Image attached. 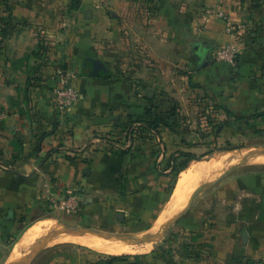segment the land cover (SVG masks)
<instances>
[{
    "label": "crops",
    "instance_id": "obj_1",
    "mask_svg": "<svg viewBox=\"0 0 264 264\" xmlns=\"http://www.w3.org/2000/svg\"><path fill=\"white\" fill-rule=\"evenodd\" d=\"M208 6L243 25L234 66L213 58L232 38ZM1 29L0 264H36L47 252L51 264L264 261V161L247 168L264 145L230 143L218 171L225 158L213 149L234 119L264 111V0H0ZM58 67L71 68L81 94L67 111L51 103ZM208 104L211 125L183 130L181 117ZM149 111L168 124L157 156L147 139L128 154L107 144ZM184 140L210 152L172 182L159 167L187 151ZM68 195L81 201L74 212L50 200Z\"/></svg>",
    "mask_w": 264,
    "mask_h": 264
},
{
    "label": "rangeland",
    "instance_id": "obj_2",
    "mask_svg": "<svg viewBox=\"0 0 264 264\" xmlns=\"http://www.w3.org/2000/svg\"><path fill=\"white\" fill-rule=\"evenodd\" d=\"M58 68L59 69H71L68 67L67 68L66 67H58ZM53 80H55V77ZM208 105H203V106L200 105L197 108V111H195V112L192 111V112H188L187 114H184L185 119H183L181 117V121H179L180 126L183 128V130H185L187 128L189 129L190 128L189 126H193L192 130H196L198 127H202L201 124H203V127H207V124L211 125V122L205 116V115H207V113L205 111H203L207 107L213 106L211 104H208ZM203 113L205 114L204 117H203ZM235 120H241V121L238 122L236 125H234V127H233L234 128V134L232 136H229V138L224 137V136H218V138H217L216 148L222 147V149H216V151L218 152L217 154L223 155V158H225V159H223V163L215 171H218L221 168L226 169L229 167V152L225 153L226 149L223 147L229 146L230 143H232L235 146L236 145L237 146H240V145H245V146H261V145H264V124L261 123V121H255L253 119H250L249 117H242L240 119L239 118L234 119L233 121H235ZM200 121L203 123H201ZM221 124H222V121L220 120V118L218 116L217 117V123L213 126L219 130L218 131L219 133L221 132L220 131L221 130ZM154 131L155 132H153L151 135L150 134L145 135L146 133H136V136H135V140H137V142H139L141 139H144V140L147 139V140H150V143H153V146L151 145V148L148 149L150 151L149 154H151L152 152L154 153L158 150L160 151V148H158L159 146H157V144H159L157 141V136H156L157 130H154ZM212 131L214 132V130H212ZM113 133L114 132L107 133V135L104 136V139L106 140V142H107V139L114 140V139L118 138L119 143H121V144L125 143L123 136L119 138L117 134H113ZM139 134H141L140 137H139ZM202 138H203L202 144L204 145V143L208 141V138L207 137H202ZM184 141L185 142H183V143L186 145L187 150H192L198 154L204 153L203 151H205L206 149H209V147H197L196 149L193 147L191 148L188 145L191 142L186 141V140H184ZM107 144H108V142H107ZM113 147L116 148L118 146H116V144H115ZM181 148H183V145L181 146ZM252 150H254V149H252ZM179 151H181V149L177 150V153ZM254 152L255 151H251L250 154L255 155L256 153H254ZM204 156L205 155L201 156V158L199 160H202V158H204ZM168 161H169V158L167 160H165L163 163H161L159 168L161 170L169 169L170 164L168 163ZM263 161H264L263 158H260V157L255 158V159H253V162H251V165L248 166L247 168H249V170H256L258 168L259 164L263 163ZM197 171H198L197 169H193L190 171L189 175L195 174ZM186 177L188 178V176H186ZM227 178H229V176H227ZM173 179H174V177H172V175H171V181ZM168 187H169V185H168ZM208 199H209V196L204 197L203 199L200 200V204L204 203ZM51 262H52V260L50 259V252H47V254L43 255L42 258L40 260H38V262H36V264H51Z\"/></svg>",
    "mask_w": 264,
    "mask_h": 264
},
{
    "label": "built area",
    "instance_id": "obj_3",
    "mask_svg": "<svg viewBox=\"0 0 264 264\" xmlns=\"http://www.w3.org/2000/svg\"><path fill=\"white\" fill-rule=\"evenodd\" d=\"M107 0H95V7L102 8ZM203 14L208 18H221L225 22V31L232 40L223 44L213 52V58L220 62L234 66L238 55L237 38L243 25L232 23L225 12L217 6H208L203 9ZM81 94L75 85V74L70 69H57L52 88L51 103L58 111H67L74 107L80 100ZM53 206L66 212H74L78 209L80 199L76 195H68L60 199H50ZM253 264H264V261H256Z\"/></svg>",
    "mask_w": 264,
    "mask_h": 264
},
{
    "label": "trees",
    "instance_id": "obj_4",
    "mask_svg": "<svg viewBox=\"0 0 264 264\" xmlns=\"http://www.w3.org/2000/svg\"><path fill=\"white\" fill-rule=\"evenodd\" d=\"M4 22V27L9 23V21H7V18H4L2 20ZM9 36L8 33L4 32L3 29L0 30V47L2 45V42ZM149 114L151 115L150 119H144L142 120V124L141 127H138L136 130L135 127H133L132 123L129 124V125H126L124 130L123 131H120L118 133H113V134H117L118 137H122L124 138L125 140V143L121 144L119 143L118 141V138L117 139H114V140H109L107 139V142L108 144H110V146H113L116 144V146H120L122 147L120 149V152L123 153V154H128L130 152V148L132 147L133 143L135 142V136H136V132L137 133H145L144 131H146L147 129H154V130H157L156 133L159 132V129L163 126H167V121L163 120L161 117H159V115H157L155 113V111H149ZM250 119H253L255 121H263L264 120V111H260V112H256L252 115L249 116ZM140 136V134H139ZM126 142H129V146L127 148H125V144ZM189 147H193V148H197L199 147V144L198 143H189L188 144ZM225 149H230V148H234L232 147L230 144L229 146L227 147H223ZM213 149H222V147H217L216 148V145L213 147ZM212 149V150H213ZM159 150L154 152L153 154L155 156H157ZM210 151H207V152H204V153H201V154H198L192 150H187V151H179L178 152V155L177 157L174 158L173 160V163H171V157L168 161V163L170 164V173L171 175L174 177L177 176V174L183 170L184 168H186L187 164L189 161L191 160H199L201 158V156H203L204 154L208 153ZM173 179V180H174ZM172 180V182H173ZM172 187V185H169L168 187V190H170ZM16 237V235L14 236V238ZM128 258V256H125V255H122V256H111L109 258V262H113V261H116V260H126ZM108 262V263H109Z\"/></svg>",
    "mask_w": 264,
    "mask_h": 264
},
{
    "label": "bare ground",
    "instance_id": "obj_5",
    "mask_svg": "<svg viewBox=\"0 0 264 264\" xmlns=\"http://www.w3.org/2000/svg\"><path fill=\"white\" fill-rule=\"evenodd\" d=\"M188 180H189V178H187V177H185L180 183H179V185H178V188H177V190H176V192H175V194H174V198H178V196H179V194L181 193V192H183L182 190L186 187V184H187V182H188ZM191 185V184H190ZM186 191V190H185ZM184 194V193H183ZM180 200V199H179ZM182 200V199H181ZM175 201V200H174ZM30 239V238H29ZM25 242V241H24ZM23 242V243H24ZM21 245V244H20ZM109 247V246H108ZM104 247H102V249H103ZM104 249H106V248H104ZM117 250V249H116ZM107 251V250H106ZM119 251V250H118Z\"/></svg>",
    "mask_w": 264,
    "mask_h": 264
}]
</instances>
